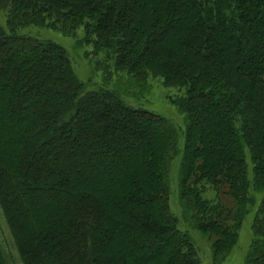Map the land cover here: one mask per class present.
I'll return each instance as SVG.
<instances>
[{
    "label": "trees",
    "instance_id": "obj_1",
    "mask_svg": "<svg viewBox=\"0 0 264 264\" xmlns=\"http://www.w3.org/2000/svg\"><path fill=\"white\" fill-rule=\"evenodd\" d=\"M0 9V207L22 264H200L190 231L219 263L250 213L242 264H264V0ZM28 25L79 39L105 79L160 80L185 126L88 89Z\"/></svg>",
    "mask_w": 264,
    "mask_h": 264
},
{
    "label": "rangeland",
    "instance_id": "obj_2",
    "mask_svg": "<svg viewBox=\"0 0 264 264\" xmlns=\"http://www.w3.org/2000/svg\"><path fill=\"white\" fill-rule=\"evenodd\" d=\"M5 19V12L0 9V26L2 28H6ZM17 33L51 40L63 46L70 56L76 75L87 84L88 89H97L99 87L115 89L129 104L146 108L170 119L178 132L185 126L186 120L183 113L179 112L168 100V97L172 94V90L162 86L160 80L148 79L146 84H142V82L134 80L127 73L122 71L114 72L110 78L105 79L103 77L105 76L104 72L96 69V59L86 55V51L89 47L79 39L63 34L57 30L37 25L21 27L17 29ZM170 202L174 213H176L177 208L173 194L171 195ZM251 221L252 213L244 218L238 232L236 244L229 251L228 255L219 263L213 260L212 249L208 237L190 231L199 249L200 264H242L252 238L250 229ZM0 246L6 257L7 264H22L13 244L1 207Z\"/></svg>",
    "mask_w": 264,
    "mask_h": 264
}]
</instances>
